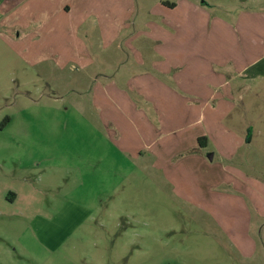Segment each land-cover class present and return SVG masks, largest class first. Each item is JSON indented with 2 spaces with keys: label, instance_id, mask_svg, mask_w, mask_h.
<instances>
[{
  "label": "rangeland",
  "instance_id": "374dc122",
  "mask_svg": "<svg viewBox=\"0 0 264 264\" xmlns=\"http://www.w3.org/2000/svg\"><path fill=\"white\" fill-rule=\"evenodd\" d=\"M43 1L0 0V264H264L173 192L169 159L154 164L146 147L168 145L172 122L184 140L197 130L208 138L195 140L206 161L185 166L198 192L201 181L230 175L264 181V0H168L176 9L162 0H57L82 9L46 21ZM202 1L197 15L192 4ZM163 23L162 56L153 31ZM176 30L184 36L171 37ZM177 42L192 47L191 82L173 111L169 100L155 102L167 117L145 110L150 123L137 126L124 101L123 116L101 112L116 88L135 98L140 73L159 79L153 92L175 93L178 70L164 59ZM105 115L119 119L122 140Z\"/></svg>",
  "mask_w": 264,
  "mask_h": 264
},
{
  "label": "crops",
  "instance_id": "0c3cea01",
  "mask_svg": "<svg viewBox=\"0 0 264 264\" xmlns=\"http://www.w3.org/2000/svg\"><path fill=\"white\" fill-rule=\"evenodd\" d=\"M172 3H175V5H171ZM172 3H169L168 0H162L160 5L169 4V6H173L175 9L180 6L179 2ZM192 5L197 15L204 14V6H207L204 1L201 3H193ZM65 6L59 4V1L57 0H44L43 9L39 11L44 16V20L46 21L51 14L57 13V11L63 13L65 9L66 14L72 16L82 9L75 6L73 7V5ZM40 20L42 21V18ZM160 21L166 20L164 19ZM165 25L166 24L163 23V25H160L159 27L156 26L159 29H155V31H153V39L156 42L154 52L155 55L158 53L162 54V56L165 55L162 51H164L166 44L169 43V35L167 32L160 29V27L163 28ZM169 26L171 27V24H169ZM178 30L174 32V35L176 36L171 35V37L184 36V32H180ZM149 35L152 37V34L149 33ZM173 46L174 47L169 50V53H174V58L164 59V64L169 70H178L173 74L176 83L178 84V89L174 90L171 89L172 87L170 88L175 93L164 95L162 93H157L156 91L153 92L150 85L159 84V79L152 76L151 73H140L135 76L134 81L136 85L132 84L133 88H135L134 94L136 97L133 98L131 94H127V92L121 87L116 89L114 88L116 95L111 97L108 94H105L107 108H102L101 112L108 113L109 110L112 112V109L116 108V110L123 116L124 112H122L120 108L124 110V107L120 105L119 102L124 101L127 102V106L131 104V108L138 112L137 117H139V120L137 121V126L144 124L147 127L145 122H148V124L150 123V121L146 118L142 119L144 116L143 111L145 110H147V112L152 111L151 113L158 114L160 120L163 117H167L163 110V112H161L156 108L157 105L155 102L169 100V105L165 104V106H169V112L173 111L172 101L175 99L181 100L183 98L181 91L184 93L189 91L191 82L188 73L190 71L191 62H189L187 53L190 52L189 48L192 47L187 48L180 42H177V45ZM172 59L173 61H171ZM151 65L154 70H157L160 63L153 60ZM212 67L215 71H218V73L223 70L226 71L225 66L220 61H213ZM201 72L202 71L197 68V74H202ZM226 73L227 76H230L227 71ZM141 77H145L146 80L141 82ZM117 86L119 85L117 84ZM166 89H169V87ZM135 100H137L138 104H136ZM112 114L114 113L112 112ZM105 117H107L108 121L114 128L113 131H109L111 134L113 132L116 136L114 140H119V138L122 140V132L120 133L119 131V129H121L119 127V119L113 115H105ZM197 121L200 120L197 119ZM152 125L153 124L151 123L149 126ZM160 125L162 127L164 123L162 124L160 122ZM180 131H182L181 128L174 129L172 122H169V144H161L157 146L156 144L158 143V140L154 139L146 145L148 149L153 151V156L155 155V160L153 161L154 164L157 163V159L159 163V158L166 161L169 159V183L171 186H173L174 183L177 189L173 192H177L182 195L183 198L194 202L192 206H196L201 213L206 214L213 219L214 223L216 225L218 224L217 227L227 234L229 243L237 249L238 253L248 259L259 257V254L262 256V254H264V181L260 182V179L258 178L254 181L251 176L250 177L253 180L249 178L248 181H243L242 179H239L238 176L235 178L230 175L231 177L229 176L228 180H220L217 178L218 180L215 179L212 183L201 181L200 183L206 188V192H198L195 185L199 181L197 179L190 180V175H187L185 166L187 163L191 162L196 163V161H199L204 163L206 161L205 152L201 147H198L195 141L196 139L199 140V137L206 135H202L203 131L201 133L197 130L194 133L191 132V136L188 135L187 139L184 140V137L181 134L179 135ZM250 138L251 137L248 136L247 140L251 141ZM165 150H169V154L162 155ZM164 162L165 161L161 163L164 164ZM236 171L239 173L238 170ZM221 184L223 185L219 191L217 189ZM182 185H185L187 188L179 191L178 188H182ZM224 188L225 190L223 191Z\"/></svg>",
  "mask_w": 264,
  "mask_h": 264
},
{
  "label": "trees",
  "instance_id": "16d2710c",
  "mask_svg": "<svg viewBox=\"0 0 264 264\" xmlns=\"http://www.w3.org/2000/svg\"><path fill=\"white\" fill-rule=\"evenodd\" d=\"M171 5H175V3L174 4L172 3ZM207 140L208 138L206 136H201L199 137L198 141L201 146H205L207 144Z\"/></svg>",
  "mask_w": 264,
  "mask_h": 264
}]
</instances>
